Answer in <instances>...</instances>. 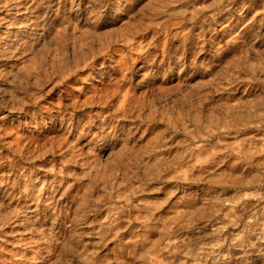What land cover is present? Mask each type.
<instances>
[{"label": "rangeland", "instance_id": "obj_1", "mask_svg": "<svg viewBox=\"0 0 264 264\" xmlns=\"http://www.w3.org/2000/svg\"><path fill=\"white\" fill-rule=\"evenodd\" d=\"M0 264H264V0H0Z\"/></svg>", "mask_w": 264, "mask_h": 264}]
</instances>
